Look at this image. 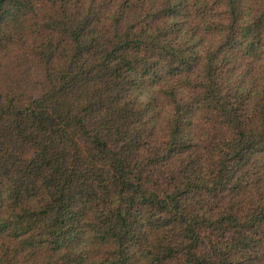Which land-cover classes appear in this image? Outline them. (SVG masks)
<instances>
[{
    "label": "trees",
    "instance_id": "obj_1",
    "mask_svg": "<svg viewBox=\"0 0 264 264\" xmlns=\"http://www.w3.org/2000/svg\"><path fill=\"white\" fill-rule=\"evenodd\" d=\"M0 264H264V0H0Z\"/></svg>",
    "mask_w": 264,
    "mask_h": 264
}]
</instances>
